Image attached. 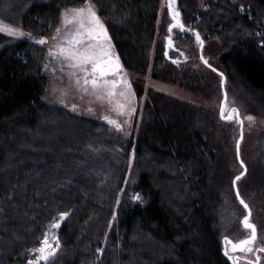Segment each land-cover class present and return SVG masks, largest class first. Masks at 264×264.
I'll return each instance as SVG.
<instances>
[{
  "label": "trees",
  "instance_id": "1",
  "mask_svg": "<svg viewBox=\"0 0 264 264\" xmlns=\"http://www.w3.org/2000/svg\"><path fill=\"white\" fill-rule=\"evenodd\" d=\"M91 1L124 71L144 76L156 33L167 32L168 9L157 29L162 0ZM201 2L176 0L185 25L178 45L186 52L174 65L158 45L152 79L220 103L221 76L214 68L225 77L228 111L264 115V0H206L204 9ZM84 3L34 4L22 16V29L47 41L61 11ZM187 29L200 33L203 59L212 68L192 49L195 35ZM45 58V45L29 39L0 50V264H28L61 212L68 216L57 231L60 248L47 264H230L221 241L244 239L249 230L236 221L244 209L232 195L235 219L214 176L221 146L233 147L232 163L241 170L234 116L223 122L217 111L149 89L140 132L127 138L45 104ZM134 87L141 98L142 86ZM248 176L238 181V191L260 246L264 165ZM227 179L232 186V176ZM137 193L142 203L131 199Z\"/></svg>",
  "mask_w": 264,
  "mask_h": 264
},
{
  "label": "rangeland",
  "instance_id": "2",
  "mask_svg": "<svg viewBox=\"0 0 264 264\" xmlns=\"http://www.w3.org/2000/svg\"><path fill=\"white\" fill-rule=\"evenodd\" d=\"M44 1L46 0H0V23H3L4 25H11L13 27H18L24 33H26L22 29L21 20H22L23 14L29 8H31L32 5L42 3ZM205 2L206 0H202L201 2V7L203 9L206 8ZM91 3L95 6V9L97 10V14H98L97 6L92 1ZM83 5L67 7L63 9L61 11L60 18L66 9L78 8ZM175 8L177 11H179L177 8V3H175ZM167 9L168 8H167L166 0H162L159 5V10H158L157 19H156L157 29L159 28L163 14L165 11L167 12ZM167 18H168V22H167L168 25L166 28V31H167L166 34L164 36L158 37V34L156 33L155 42L153 44L150 57H148L149 67L147 69L146 74L142 77H135V76H130L126 72L127 73L126 78L131 84L132 92L135 93L133 106L135 107L136 111L131 114L130 118L127 115H117V113L113 110V105L108 103L107 100H99L95 96L88 94V93H84L83 91L78 89L75 86L74 81L70 80L68 76V70L65 69L64 71H61L60 62L54 57L49 55V49L55 48V46L57 45V40L53 39V37L57 35L56 29L59 27L61 28V34H63L64 32V26L62 24V21L60 23V20H59V23H57L58 26L55 29L53 35L50 36L51 38L44 43L45 48H46V58L42 65V73H43V76L47 78V86H46V91L43 95V102L50 106H59V108L62 107L69 114L71 115L73 114V116L92 119L103 125L109 126L113 130H115L113 125L109 124L106 120L103 119L104 115H110L113 119L119 120V122L123 125L124 130L117 131V132L119 134L124 135L127 138H131V137L136 138L139 134L138 132H140V125H141V120H142V115H143V107L147 100L148 95L146 94L149 89H153L157 91L158 93H162L168 97H172L175 99H179L181 101L189 102L191 104L196 105L199 108H205L208 110L217 111V113L219 114V104L220 103L214 102L211 99H206L202 96L195 98L190 92H187L185 90L183 91V89H181L179 86H174V85L167 84V83H160L152 79L151 69L153 66V62L156 58L158 45L162 46V53H164L163 57H165V59L169 62L173 63L175 61L174 62L175 64L173 63L174 65L178 64L177 62L179 60L180 54L183 55L184 52H186V50H182L178 45L179 36L181 38H184L182 35V31H180L179 28H173L172 31L170 32L169 25L172 24V21L171 19H169L168 14H167ZM100 19L103 21L105 25V19L103 18H100ZM260 23L263 26L262 28H264V20L261 21ZM168 37L172 38L173 46L168 49L167 57H166L165 49H166ZM27 39H29V41H34L38 43L37 42L38 40L34 39L27 33L23 37H14V36L8 35L7 33L0 32V50L6 46L13 44L16 41L27 40ZM198 46H199V43H197L196 41V44L192 46V49L196 50L197 52ZM45 65H47L48 67L45 68ZM53 69H55V71H53ZM136 84L142 86L143 96L141 98L137 97L136 95L135 87H134ZM73 106H75V109L73 108ZM227 114L228 112H225V115ZM239 116L243 122V140H241L242 142L240 145V156L244 163V166L246 167V170H247L246 174L248 173L249 175L248 177H250V175H252L258 169H260L261 165H264V115H262L261 113H258L257 115H253L251 112H248V110H241L239 112ZM249 116L253 117V119L249 120L248 119ZM125 121H127V123H125ZM222 121L227 122V120L225 119H222ZM261 134L263 135V137ZM223 147L224 146H221L220 148L221 160L218 166H215L216 169H215L214 178H215L216 184L221 190L220 192H222V195L224 197L223 201L227 205L229 212L232 215H234V218L236 219L239 212H238V209H236L235 205L232 204L233 203L232 195L234 194L232 191L231 180L229 179L230 181L227 182L228 180L227 178H231V176L233 178L237 173L239 174L241 170L239 171V169L237 167H234L232 163L233 161L231 160L230 154L233 151V147L231 149L228 147L226 150ZM131 162H132V159L130 160V164ZM242 217L243 215L241 216V218L236 219V221H238L239 224H240ZM236 221L234 223H236ZM61 223L62 221L60 222V225ZM57 231L58 229H50L48 233L51 234V232H55V234L57 235ZM237 241L235 240L234 242H237ZM228 246L229 245H227V247ZM256 247H259V245H256ZM225 248H226V244L224 242L223 250ZM37 255L38 254L34 252L30 260H33ZM258 255L261 257L260 264H264V253H258ZM245 256L250 261L255 259V256L253 253H246V254L241 255V257H245ZM227 261L230 264H232V260L229 261L227 259ZM40 264H45V262L40 261ZM238 264H249V262L238 261Z\"/></svg>",
  "mask_w": 264,
  "mask_h": 264
},
{
  "label": "snow or ice",
  "instance_id": "3",
  "mask_svg": "<svg viewBox=\"0 0 264 264\" xmlns=\"http://www.w3.org/2000/svg\"><path fill=\"white\" fill-rule=\"evenodd\" d=\"M175 3L176 0H166L167 8L173 20V23L169 25L170 32L173 28L185 30V25L180 19V13L176 10ZM62 24L64 32L61 34V28L58 27L56 29L57 35L53 39L57 40V45L55 48L49 49V55L60 62L61 71L68 70L70 80L74 81L78 89L95 96L99 100H107L108 103L113 105V110L117 115H127L130 118L131 114L136 111L133 106L135 93L132 92L131 84L126 78L127 73L123 71L119 56L112 50L113 46L110 43L107 29L98 16L91 0H85V4L81 7L66 9L62 14ZM187 30L194 33L196 41L203 47L204 41L200 33L195 31V29ZM0 32L14 37L26 35L18 27L4 25L3 23H0ZM167 39L168 46L172 47V38L168 37ZM37 42L44 44L46 38L42 37ZM204 63L208 64V61L204 60ZM208 66L211 67V65ZM47 67L45 65V68ZM220 75L223 77L224 74L220 73ZM226 96L227 94L225 93V103H227ZM73 108L75 109V106ZM220 114L222 119L232 120L233 114L238 115V109L232 108L231 112L225 115L224 107H221ZM103 119L113 125L116 131L124 130L119 120L113 119L110 115H104ZM248 119L252 120L253 117L249 116ZM237 147H239V144H237ZM241 164H243V161H241ZM239 179L240 176L235 178V180ZM237 196L239 197L238 191ZM131 199L143 202L138 193L134 194ZM240 204L245 209L249 208L242 198L240 199ZM67 216V212L59 213L58 218H54V222L50 224V229H59L60 222ZM250 216L251 212L249 210L248 215H245L242 220L243 228L249 230L246 238L233 242L227 236L224 237L225 244L231 246V253L237 251L242 253H264V241H261L260 246L256 247L258 240L257 226L250 221ZM113 219H115V216ZM59 248L60 241L55 232H51V234L46 232L43 239L39 242V246L31 250L38 255L33 260H30L29 264H40V261H44L47 264V261L55 255ZM97 251L102 250L97 249ZM224 254L232 260V264H238L239 258L230 254L227 247L224 250ZM260 260L261 257L257 255L254 260L249 261V264H260Z\"/></svg>",
  "mask_w": 264,
  "mask_h": 264
},
{
  "label": "water",
  "instance_id": "4",
  "mask_svg": "<svg viewBox=\"0 0 264 264\" xmlns=\"http://www.w3.org/2000/svg\"><path fill=\"white\" fill-rule=\"evenodd\" d=\"M168 12H169V10H168ZM169 16H170V18L169 19H171L172 20V18H171V14H170V12H169ZM172 22H173V20H172ZM182 31V30H181ZM184 31V30H183ZM196 40V39H195ZM198 43V42H197ZM203 46H204V44H203ZM170 47L168 46V41H167V45H166V49H165V53H167L168 52V49H169ZM202 49H203V47H201L200 45H199V47H198V55H199V59H200V61L204 64V65H206L207 67H209L208 66V64H205L204 63V59H203V56H202ZM166 57H167V55H165ZM210 68H212V67H210ZM217 74H219L220 75V73L218 72V71H216L214 68H212ZM221 76V75H220ZM224 82H225V77L223 76H221V82H220V87H221V92H222V98H221V101H220V104H219V116L221 117V114H220V112H221V107H224V110H225V93L226 92H224L225 91V86H224ZM226 98H227V96H226ZM231 111H229V113H230ZM234 118H235V120L238 122V124H239V134H238V138H237V140H236V143H235V155H236V160H237V162H238V166H240V168H241V172L237 175V176H240V179H242L245 175H246V172H247V170H246V167L244 166V163L243 164H241V161H242V159H241V156H240V145H241V140H243V122L241 123V118H240V116H239V111H238V115L237 114H234ZM237 144H239V147H237ZM241 173H243V175H241ZM237 176H235L234 178H232L233 180H232V191H233V194H234V196H235V199L237 200V202L239 203V205L244 209V212H245V214L243 215V217L245 216V215H248V212H249V210H250V208H248V209H245L244 207H243V205L242 204H240V199L242 198L241 197V195H240V193H239V197L237 196V191L239 190L238 189V181L240 180H235V178L237 177ZM239 192V191H238ZM243 199V198H242ZM250 212H251V210H250ZM243 217H242V219H241V221H240V225L242 226V220H243ZM250 218H251V216H250ZM243 227V226H242ZM231 240V239H230ZM222 243H223V245H224V240H222L221 241ZM234 242V241H233ZM225 250V249H224ZM224 250H223V254H224ZM256 252H255V257H256ZM225 255V254H224ZM225 257H227V256H225ZM237 257V256H236ZM227 259L229 260V261H231L228 257H227Z\"/></svg>",
  "mask_w": 264,
  "mask_h": 264
},
{
  "label": "flooded vegetation",
  "instance_id": "5",
  "mask_svg": "<svg viewBox=\"0 0 264 264\" xmlns=\"http://www.w3.org/2000/svg\"><path fill=\"white\" fill-rule=\"evenodd\" d=\"M225 112H228L229 113V111L227 110V108H225ZM246 238V237H245ZM230 246V245H229ZM227 247V245H226V247L229 249V251H230V254H232V255H234V256H237L239 259H238V261H245V262H249L250 260L245 256V257H241V255L242 254H246V253H242V252H239V251H237V252H235V253H231V246L230 247ZM257 254L256 255H258V252H256ZM253 254H254V256H255V252H253Z\"/></svg>",
  "mask_w": 264,
  "mask_h": 264
},
{
  "label": "crops",
  "instance_id": "6",
  "mask_svg": "<svg viewBox=\"0 0 264 264\" xmlns=\"http://www.w3.org/2000/svg\"><path fill=\"white\" fill-rule=\"evenodd\" d=\"M97 11V10H96ZM61 18H62V16H61ZM60 18V23H61V21H62V19ZM109 36V35H108ZM110 43H111V45H112V42H111V40H110ZM113 46V45H112ZM112 50L114 51V53L116 54V52H115V50H114V48L112 47ZM124 71V70H123Z\"/></svg>",
  "mask_w": 264,
  "mask_h": 264
}]
</instances>
